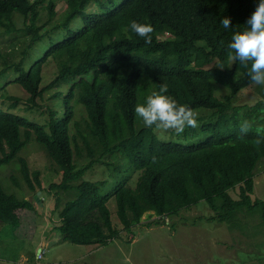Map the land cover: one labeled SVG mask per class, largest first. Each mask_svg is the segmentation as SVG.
I'll list each match as a JSON object with an SVG mask.
<instances>
[{
  "label": "trees",
  "instance_id": "obj_1",
  "mask_svg": "<svg viewBox=\"0 0 264 264\" xmlns=\"http://www.w3.org/2000/svg\"><path fill=\"white\" fill-rule=\"evenodd\" d=\"M65 1L57 14L52 0H0V28L12 46L0 77L13 76L27 93L26 110L39 117L0 108V166L14 165L29 189L41 190V173L30 170L22 151L31 141L43 151L60 174L51 189L68 196L58 211L61 237L88 245L115 236L106 205L111 198L125 229L144 214L167 218L199 201L229 226L238 219L242 229L255 213L264 223V201L250 197L255 168L264 165V98L234 105L237 93L254 83L230 63L227 48L256 0ZM223 16L229 29L219 22ZM133 20L151 24L148 43L128 27ZM166 33L175 37L159 39ZM49 62L55 75L42 85ZM215 81L229 92L215 95ZM162 83L197 121L180 134L170 130L168 139L134 112ZM7 99L14 107V97ZM197 135L203 137L195 141ZM74 156L87 163L78 167ZM95 165L103 167L100 178V171L91 175ZM35 205L0 185V222L18 228Z\"/></svg>",
  "mask_w": 264,
  "mask_h": 264
},
{
  "label": "rangeland",
  "instance_id": "obj_2",
  "mask_svg": "<svg viewBox=\"0 0 264 264\" xmlns=\"http://www.w3.org/2000/svg\"><path fill=\"white\" fill-rule=\"evenodd\" d=\"M52 1L55 3L56 13L60 14L66 1ZM40 19H46L45 9L40 10ZM16 24L23 27V22L18 17ZM173 37L174 34L166 33L159 39ZM11 48L9 37L0 28V66L3 57H9ZM40 54L41 52H37L36 57ZM13 59H16L15 56ZM55 71L52 62L44 66L42 85L55 75ZM12 78V75L0 77V108L10 109L30 118L38 117L36 112L26 110L27 93L13 83ZM214 87L218 97L229 92L216 81ZM8 96L14 97V107H9L13 99H7ZM263 98L264 87L252 84L239 91L233 103L251 106ZM170 130L174 129L156 128L155 132L160 139H168ZM202 137L197 135L195 141ZM22 155L28 160L30 170L40 171L42 188L39 190L34 183V190L29 189L14 165L0 166V185L3 190L18 199H27L36 204L35 213L27 216L18 228L0 222V264H264V223L260 216L257 213L249 215L248 224L246 226L247 221L244 220L242 229L238 219L237 225L231 222L232 225L229 226L213 219L214 213L204 201L183 208L176 215L162 217L163 219L144 214L139 224L125 229L116 216V203L111 198L106 205L116 231L115 236L102 243L88 245L66 241L61 237L57 225L59 208L68 196L51 189V184L60 180L59 172L55 171L43 151L32 141L23 149ZM74 161L78 167L87 163L85 156H74ZM263 168L262 161L255 168L253 192L250 195L253 200L264 201ZM99 171L100 178L103 167L95 165L91 169V175L96 178ZM11 177L18 180V185L13 183ZM84 177L89 178V173ZM106 178L109 185H112L115 175L109 171ZM134 184L135 182L132 185ZM36 194L38 202L34 199ZM230 194L235 198L237 188L231 190Z\"/></svg>",
  "mask_w": 264,
  "mask_h": 264
},
{
  "label": "clouds",
  "instance_id": "obj_3",
  "mask_svg": "<svg viewBox=\"0 0 264 264\" xmlns=\"http://www.w3.org/2000/svg\"><path fill=\"white\" fill-rule=\"evenodd\" d=\"M219 22L224 29L230 28L228 16H223ZM243 24L244 28L231 34L227 44L231 50L228 59L245 69L244 75L249 82L264 87V0H256L254 9ZM128 27L136 36L143 37L145 43L150 41L151 24L133 20ZM167 91V84H160L158 90L135 105L136 116L145 127L174 129L177 134L186 126L195 127V113L187 105L178 103Z\"/></svg>",
  "mask_w": 264,
  "mask_h": 264
},
{
  "label": "water",
  "instance_id": "obj_4",
  "mask_svg": "<svg viewBox=\"0 0 264 264\" xmlns=\"http://www.w3.org/2000/svg\"><path fill=\"white\" fill-rule=\"evenodd\" d=\"M37 194H40V193L37 192ZM37 194H36L35 197H34V199H35L36 202H38V198H37L38 195H37Z\"/></svg>",
  "mask_w": 264,
  "mask_h": 264
}]
</instances>
